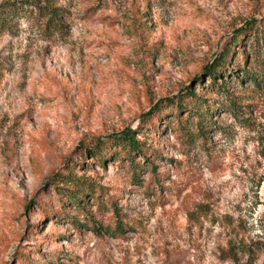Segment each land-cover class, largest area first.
I'll use <instances>...</instances> for the list:
<instances>
[{"label":"rangeland","instance_id":"374dc122","mask_svg":"<svg viewBox=\"0 0 264 264\" xmlns=\"http://www.w3.org/2000/svg\"><path fill=\"white\" fill-rule=\"evenodd\" d=\"M33 1L64 8L66 26L43 32L24 3L0 33V264H15L18 250L41 264H264V72L246 78L233 52L231 74L215 77L243 104L233 109L207 70L245 26L255 32L241 49L264 65V0ZM189 90L215 108L208 139L192 126L179 140L168 110L152 136L146 112ZM128 129L161 153L155 194L149 167L135 182L126 160L91 157ZM68 161L106 210L114 201L128 216L123 236L84 224L73 205L76 224L41 213L39 201L60 211L51 181ZM110 215L97 217L106 225Z\"/></svg>","mask_w":264,"mask_h":264},{"label":"trees","instance_id":"16d2710c","mask_svg":"<svg viewBox=\"0 0 264 264\" xmlns=\"http://www.w3.org/2000/svg\"><path fill=\"white\" fill-rule=\"evenodd\" d=\"M24 3L37 7L35 19L43 32L53 34L54 32H60L66 26L64 23L66 10L51 2L40 5V3H36L33 0H23L22 2L4 1L0 4V33L8 30L9 19L19 13ZM254 32L250 26L241 27L232 41L225 45L223 51L207 67L210 83L217 86L216 90L223 93L225 99L230 102L233 109L243 104L237 100L226 83L217 84L215 77L222 74L226 78L231 74V70L233 69L229 68L231 57L233 52L237 50L239 56L234 60L236 62L242 60L243 76L256 82L255 71L260 70L264 72L262 59L256 57L254 64H251L250 61H247V56L241 49L243 38L249 36V34L250 36L254 35ZM261 36L263 39L264 30L261 31ZM165 110H168L167 112L172 114L174 124L171 126V129L178 134L179 140L184 142L185 138L193 134L192 126L196 129L195 132L198 136H201L204 140L208 139L209 127L207 126V122L211 120L215 108L206 97L195 95L189 90L184 94L181 93L176 99H165L155 103L142 118V124L150 131L152 136L158 131L160 120H163ZM89 152L98 164H103L109 158L110 160L111 158H117L121 161L126 160L127 168L131 172V179L135 182L141 180V171L149 167L153 173V177L152 183L147 185V189H150V192L155 194L156 188L159 187L160 177L157 175L155 160L158 156H161V153L154 145H148L144 141L136 139L132 130L128 129L121 133L109 135L105 140H100L96 143L89 149ZM137 156H141L143 161L141 162ZM51 183V188L59 198L60 211H52L49 205L43 203L45 201H41V203L39 201L40 210L43 215L51 213V217H56V220H60L61 217L65 216L66 218L68 217L69 222L76 224L80 220L78 218L75 219L71 215L69 216V209L65 208V205H73L75 212L84 218V224H90L94 230L102 228L106 233L111 235L123 236L126 230L130 228L128 216L121 211L114 201L110 205L111 209L109 211L106 210L105 205L100 202L103 195L102 191L92 184L91 181L85 179L75 171L71 161H68L64 167L59 168L57 172L53 173ZM87 196L99 202L96 210L97 213H93L88 206L85 199ZM25 208L29 209V204H26ZM104 211L111 214V222L106 225H103L97 217V214ZM33 227L39 229V224ZM223 252L233 259L237 258V248L231 242H228V247ZM15 260V264H41L30 260L23 250L16 251Z\"/></svg>","mask_w":264,"mask_h":264}]
</instances>
